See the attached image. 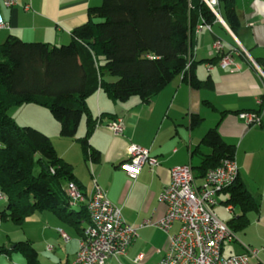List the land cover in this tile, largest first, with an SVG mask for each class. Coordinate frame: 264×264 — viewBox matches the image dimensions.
I'll return each instance as SVG.
<instances>
[{
	"label": "crops",
	"instance_id": "1",
	"mask_svg": "<svg viewBox=\"0 0 264 264\" xmlns=\"http://www.w3.org/2000/svg\"><path fill=\"white\" fill-rule=\"evenodd\" d=\"M27 4L30 10L24 11L22 7ZM96 4V0H17L14 7L4 9L0 0L4 22L0 29V45L9 36L50 46L67 44L71 31L87 22V10ZM232 9L237 20L235 32L228 26L223 3L218 2L219 19L191 38L189 58L195 78L199 82L209 80V88L192 90L180 74L148 102L142 103L137 97L115 102L98 89L86 101V109L95 121L89 147L99 152L98 161L93 163L85 159L77 141L86 133L85 116L81 119L83 124L79 125L78 136L60 140L62 147L55 149L57 155L72 166V174L86 194L85 202L94 185L99 186L109 202L120 209L125 223L137 228V238L126 248L125 255L110 258L106 264H156L161 260L169 237L178 231L180 224H172L168 233L157 227V221L166 211L158 195L168 184L170 170L175 167L189 164L194 182L201 184L203 174L199 167L210 154V149L201 142L210 128L217 129L222 141L235 147L239 180L255 203V208L245 213V227L232 229V232L235 235L251 226L258 242H248V246L240 243L237 255L246 253V247L261 248L256 257L264 264V74L256 63L264 59V0H232ZM217 44L220 49L215 47ZM241 51L247 55L240 54ZM226 54L232 55L236 68L224 69L218 65L215 59ZM240 112L259 115V125L246 127L236 116ZM117 119L122 120L124 128L121 135L115 136L107 125ZM58 134L59 127L53 136L64 139ZM131 144L146 148L158 162L155 167L145 165L135 179H130L120 168L127 160V148ZM81 165L85 166L87 174L80 170ZM227 199V194L220 193L212 210L215 213L219 207L230 215L224 222L229 225L233 218L242 215V211L237 206L227 211ZM3 204L0 200V210ZM80 205L71 206V209L78 210ZM58 230L65 232L63 228ZM72 230L75 240L69 238L68 242H63L66 247L69 245L70 253H65L63 262L58 264H71L75 258L79 236ZM139 254L143 258L134 262Z\"/></svg>",
	"mask_w": 264,
	"mask_h": 264
},
{
	"label": "trees",
	"instance_id": "2",
	"mask_svg": "<svg viewBox=\"0 0 264 264\" xmlns=\"http://www.w3.org/2000/svg\"><path fill=\"white\" fill-rule=\"evenodd\" d=\"M87 10V22L71 31V40L60 47L24 42L9 36L0 45V221L17 227L34 213H48L80 237L89 223L86 206L71 209L67 187L77 186L72 166L53 149L45 133L15 124L7 112L13 106L34 104L46 108L59 125L58 136L74 138L80 120L86 117V133L78 139L85 159L97 162L89 138L95 121L86 101L98 89L115 102L137 97L148 102L154 94L183 75L190 87L209 88L199 82L193 62L185 70L191 38L199 23L211 25L216 17L200 0H96ZM225 8L228 26L236 30L232 0H218ZM223 55L217 57L218 62ZM264 74V59L256 61ZM115 78L109 81L108 77ZM210 149L199 169L204 174L224 160L234 158L235 147L222 141L215 128L201 142ZM84 159V160H85ZM35 166L39 173L33 175ZM222 194L225 206L239 207L242 215L229 225L241 229L245 213L255 208L253 198L237 176ZM29 241L0 246V255L20 253L25 264H40Z\"/></svg>",
	"mask_w": 264,
	"mask_h": 264
},
{
	"label": "built area",
	"instance_id": "3",
	"mask_svg": "<svg viewBox=\"0 0 264 264\" xmlns=\"http://www.w3.org/2000/svg\"><path fill=\"white\" fill-rule=\"evenodd\" d=\"M17 0H1L4 9H11ZM219 19L218 0H200ZM27 4L22 8L30 10ZM4 27L0 15V29ZM203 28H209L204 23L195 26V34H199ZM220 49V45L215 46ZM246 56L245 51L239 52ZM238 54V52H236ZM192 60L189 59L185 70L189 69ZM218 65L221 68L235 67L231 54L223 55ZM246 127L259 125L260 117L253 112H240L236 114ZM108 130L115 136L123 132V122L120 119L111 121L107 125ZM128 157L120 168L130 179H135L140 170L145 166L155 167L158 162L149 155L146 148L138 145H129ZM234 158L224 160L215 169L208 170L197 185L192 167L183 165L170 170V180L163 188L159 196V202L165 205L164 216L157 221V227L164 233H168L172 224L179 223L176 233L169 237L167 249L156 264H260L256 255L257 250L245 248L246 253L239 255L223 254L225 244H231L236 240L232 230L218 219L213 212L216 205V197L230 187L238 176ZM68 199L72 205L84 203L83 196L77 186L69 183L67 186ZM89 223L78 237V249L71 264H106L110 258L124 256L128 248L137 238V228L125 223L120 209L109 202L106 193L99 186L94 189L85 202ZM231 206L227 211L231 212ZM60 238L64 242L69 241V236L59 230ZM143 258L139 254L134 262Z\"/></svg>",
	"mask_w": 264,
	"mask_h": 264
},
{
	"label": "rangeland",
	"instance_id": "4",
	"mask_svg": "<svg viewBox=\"0 0 264 264\" xmlns=\"http://www.w3.org/2000/svg\"><path fill=\"white\" fill-rule=\"evenodd\" d=\"M60 46L61 45H59L58 47ZM189 59L190 58H188V61ZM107 79L109 81L115 80V78L110 76ZM6 112L18 126L31 127L38 130L39 132L41 131L45 133L46 136L49 137L53 149L60 150V148L62 147V143L60 140H70V138L57 139L55 136H53L56 133V129L57 127H59V125L55 122V119L46 108L40 106L38 107L34 104H23L19 106H13ZM82 124L83 122L81 120L80 125ZM80 170H82L83 173L87 172L84 165H81ZM33 173V175H37L39 173L38 166H35ZM0 200H2L1 197ZM77 204L80 203H76L74 205L70 203V206H75ZM234 211L237 213L236 209ZM215 213L218 219L223 222H226L228 220L227 218H230V215L224 213L219 207L215 209ZM58 228H63L69 238L71 240H75V232L72 229L63 226L62 224H59L48 213H34L32 216L24 220L22 226L18 227L10 221H5V223L0 221V245L4 244L8 247L11 244L14 245L17 242L29 241L30 243H32L34 249L36 250L35 252L38 253L39 260L42 264H58L59 262H63L65 253H70V247L69 245L67 247L66 245H64V241L60 238L61 236L59 234ZM252 230L253 227L250 226L242 232H237L235 234V237L238 243L235 241L230 245L225 244L226 247L224 254L237 255L238 250L241 249L240 243L250 245L248 242H258V237ZM73 243L74 242L72 241L71 244ZM255 249L259 250L261 248ZM9 254L10 255L8 256L0 255V264L25 263L24 258L20 253L10 252Z\"/></svg>",
	"mask_w": 264,
	"mask_h": 264
}]
</instances>
